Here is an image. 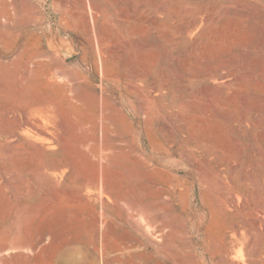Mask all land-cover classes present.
<instances>
[{"label":"rangeland","instance_id":"1","mask_svg":"<svg viewBox=\"0 0 264 264\" xmlns=\"http://www.w3.org/2000/svg\"><path fill=\"white\" fill-rule=\"evenodd\" d=\"M207 100L247 126L228 156L244 235L221 260L193 233ZM263 187L264 0H0V264H264Z\"/></svg>","mask_w":264,"mask_h":264},{"label":"bare ground","instance_id":"2","mask_svg":"<svg viewBox=\"0 0 264 264\" xmlns=\"http://www.w3.org/2000/svg\"><path fill=\"white\" fill-rule=\"evenodd\" d=\"M196 22V20L189 22L187 29L184 27L181 30V34L186 33ZM192 116V140L194 142L191 160L192 186L197 202L193 219L194 239L200 240V246L212 257L218 256L220 260L228 259L229 252H232V248L241 242L244 235V232L240 231L243 218H241L242 207L239 206L241 197L234 189L232 182V172L236 167V162L233 157L232 160L229 158V155L233 156L237 153L234 149L240 151L237 133L242 134L247 127H245L244 113L240 111V106L233 101L222 103V101L207 100L194 109ZM221 120H228L229 123L226 124ZM214 214L224 218V227L226 226L227 231L231 232L228 240L226 234L219 236L208 232L210 218L212 219ZM227 218H231V221L228 222ZM258 222H255L260 235L257 237L259 238V240L257 239L259 245L257 253L258 259L264 260V228L261 226L264 223L261 221L263 224H258ZM231 257L234 258L233 255Z\"/></svg>","mask_w":264,"mask_h":264},{"label":"water","instance_id":"3","mask_svg":"<svg viewBox=\"0 0 264 264\" xmlns=\"http://www.w3.org/2000/svg\"><path fill=\"white\" fill-rule=\"evenodd\" d=\"M52 49L59 52L64 59H69L73 57L75 54V51L73 47L71 46L70 42L66 40L57 42L56 45Z\"/></svg>","mask_w":264,"mask_h":264}]
</instances>
